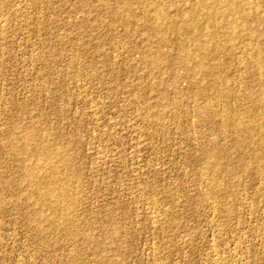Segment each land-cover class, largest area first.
<instances>
[{"label":"rangeland","instance_id":"rangeland-1","mask_svg":"<svg viewBox=\"0 0 264 264\" xmlns=\"http://www.w3.org/2000/svg\"><path fill=\"white\" fill-rule=\"evenodd\" d=\"M237 1L0 0V264H264V0Z\"/></svg>","mask_w":264,"mask_h":264},{"label":"bare ground","instance_id":"bare-ground-1","mask_svg":"<svg viewBox=\"0 0 264 264\" xmlns=\"http://www.w3.org/2000/svg\"><path fill=\"white\" fill-rule=\"evenodd\" d=\"M148 2H149V1H148ZM188 2H189V1H188ZM201 2H202V1H201ZM213 3L215 4V6H216V4L221 5V7L223 8L222 10H223L224 12H228V13H230L231 15H234V14L241 15V8H242L241 1H237V0H236V1H235V0H213ZM247 3H248V2H247ZM254 4H255V3H254ZM126 6H127V10H128V9H129V8H128L129 5H125L124 8H126ZM106 7H107V6H106ZM155 7H156V6H155ZM155 7H154L153 10L156 12L155 9H158V7H157V8H155ZM122 8H123V7H122ZM177 9H178V7H177ZM177 9H176V10H177ZM262 9H263V8H262ZM113 10H114V8H113ZM122 10H123V9H122ZM127 10H124V11L126 12V14H127V12H128ZM158 10H159V9H158ZM245 10H246V9H245ZM263 10H264V9H263ZM120 11H121V10H120ZM132 11H133V10H132ZM151 11H152V10H151ZM251 11H252V10H251ZM161 12H163V11H160V13H161ZM177 12H178V11H177ZM215 12H216V13L218 12V9H217L216 7L213 9V11H212L211 13L214 14ZM263 12H264V11H263ZM156 13H157V12H156ZM156 13H155V14H156ZM113 14H114V11H113ZM133 14L135 15V13H133ZM147 14H149V11H148ZM150 14H151V13H150ZM150 14H149V16H150ZM161 15H162V14H161ZM182 15H183V14H182ZM228 15H229V14H228ZM122 16H123V15H122ZM136 16H137V15H135V17H136ZM151 16H152V14H151ZM154 16H155V15H154ZM114 17H115V15H114ZM120 17H121V16H120ZM123 17L125 18V16H123ZM123 17H122V18H123ZM126 17H127V16H126ZM155 17H156V16H155ZM155 17H154V19H155ZM247 17H248V15H247ZM124 18H123L122 20H124ZM129 18H130V17H129ZM148 18H150V17H148ZM157 18H158V17H157ZM214 18H215V17H214ZM150 19H153V17L150 18ZM150 19H149V20H150ZM159 19H160V18H159ZM163 19H164V18H163ZM122 20H121V21H122ZM157 20H158V19H157ZM198 20H199V19H198ZM245 20H246L247 22H244V25H250V23H249V21H248V18L245 19ZM257 20L259 21V19H256V20H254V21L256 22ZM117 21H118V20H117ZM127 21H128V19H127ZM127 21H126V22H127ZM129 21H130V20H129ZM129 21H128V23H129ZM137 21H139V19H137ZM147 21H148V19H147ZM150 21H151V20H150ZM124 22H125V21H124ZM130 22H134V21L132 20V21H130ZM158 22L160 23L159 20H158ZM190 22H192V21H190ZM199 22H201V21H199ZM220 22H221V21H220ZM137 23H138V22H137ZM144 23H145V21H144ZM151 23L154 24V22H151ZM151 23L149 24V27H152V26H151ZM156 23H157V21H156ZM167 23H168V22H167ZM232 23H233V21H232ZM263 23H264V22H263ZM126 24H127V23H126ZM126 24H125V25H126ZM147 24H148V23H147ZM153 24H152V25H153ZM160 24H161V23H160ZM165 24H166V22H165ZM228 24H229V23H228ZM241 24H242V23H241ZM129 25H130V24H129ZM131 25L134 26L133 23H132ZM137 25H138V24H137ZM141 25H143V22H142ZM156 25H157V24H156ZM161 25H162V24H161ZM161 25H160V26H161ZM176 25H177V24H176ZM208 25H209V24H208ZM221 25H222V24H221ZM143 26H144V25H143ZM178 26H179V25H178ZM192 26H193V24H192ZM198 26H199V25H198ZM239 26H240V25H239ZM242 26H243V24H242ZM139 27H140V26H139ZM146 27H148V25H147ZM155 27H157V26L154 25L153 30L151 29L154 33H155V31H154V30H155V29H154ZM193 27H194V26H193ZM129 28H130V27H129ZM136 28H137V27H136ZM159 28H160V27H159ZM235 28H236V27H235ZM241 28H242V27H241ZM241 28H238V29L240 30ZM231 29H232V27H231ZM132 30H133V27H132ZM135 30H136V29H135ZM142 30H144V29H142ZM142 30H140V31H142ZM218 30H219V29H218ZM133 31H134V30H133ZM140 31H139V32H140ZM176 31H177V30H176ZM242 32H243V31H242ZM214 33H215V32H214ZM217 33H218V32H217ZM177 34H178V33H177ZM183 34H184V32H183ZM249 35H250V34H249ZM155 36H157V35L155 34ZM160 36H163V34H161ZM250 36H251V35H250ZM181 37H182V36H181ZM158 38H159V36H158ZM158 38H157V39H158ZM168 38H169V37H168ZM170 38H171V37H170ZM210 38H211V37H210ZM212 38H213V37H212ZM228 39H229V38H228ZM152 41H153V40H152ZM165 41H166V39H165ZM167 44H168V41H167ZM178 44H179V43H178ZM178 44H177V45H178ZM256 44H257V43H256ZM208 46H209V45H208ZM181 47H182V46H181ZM231 47H232V46H231ZM260 47H261V46H260ZM177 48H178V46H177ZM202 48H203V47H201V49H202ZM182 49H183V48H182ZM147 50H148V49H147ZM150 50H151V48H150ZM212 50H213V48H212ZM178 51H179V49H178ZM258 51H259V50H258ZM148 52H149V51H148ZM148 52H147V53H148ZM150 52H151V51H150ZM259 52H260V51H259ZM153 53H154V52H153ZM153 53H152V54H153ZM157 53H158V52H157ZM210 53H212V52L210 51ZM148 54H149V53H148ZM148 54H147V55H148ZM255 54H256V53H255ZM150 55H151V54H150ZM184 55H185V54H184ZM163 56H164V54H163ZM178 56H179V55H177V57H178ZM182 56H183V55H182ZM185 56H186V55H185ZM177 57L174 56V58H177ZM151 58H153V57H151ZM182 58H183V57H182ZM182 58H181V59H182ZM158 59H159V56H158ZM163 59H164V57H163ZM183 59H184V58H183ZM202 59H203V58H202ZM172 60H173V59H172ZM186 60H187V59H186ZM159 61H160V60H159ZM201 61H203V60H201ZM150 63H151V62H150ZM150 63H149V64H150ZM181 63H182V62H181ZM165 64H166V63H165ZM151 65H152V63H151ZM160 65H162V62L160 63ZM163 65H164V64H163ZM163 65H162V66H163ZM201 65H202V63H201ZM186 67H188V65H186ZM186 67H185V68H186ZM182 69H183V68H182ZM193 69H194V68H193ZM163 70H165V67H164ZM163 70H162V71H163ZM188 70H189V69L187 68V72H188ZM196 70H198V69H196ZM191 71H193V70H190L189 72H191ZM163 72H164V71H163ZM261 72H262V71H261ZM218 74H219V73H218ZM185 75H186V74H185ZM202 75H204V74H202ZM215 75H216V74H215ZM220 75H221V74H219V76H220ZM219 78H220V77H219ZM223 79H224V77H223ZM224 81H225V79H224ZM222 82H223V81H222ZM225 82H226V81H225ZM225 82H223V83L225 84ZM163 83H164V82H163ZM219 83H220V82H219ZM210 84H211V83H210ZM196 86H197V85H196ZM217 86H218V85H217ZM195 88H197V87H195ZM215 89H216V88H215ZM217 89H218V88H217ZM219 89H220V88H219ZM239 100H240V98H239ZM263 105H264V104H263ZM259 107H260V105H259ZM195 111H196V110H195ZM205 114H206V113H205ZM246 120H247V119H246ZM223 123H225V122H223ZM252 125H253V123H252ZM263 125H264V124H263ZM32 128H33V126H32ZM212 128H213V127H212ZM243 128H244V127H243ZM236 129H237V128H236ZM250 130H251V128H247V132H249ZM32 131L34 132V130H32ZM32 131H31V132H32ZM29 134H30V133H29ZM32 135H33V134H32ZM26 136H27V135H26ZM26 136H24L23 138L25 139ZM33 136H35V135H33ZM29 138H30V137H29ZM32 138H34V137H32ZM239 138H240V140H239L238 143L241 145V136H240ZM260 138H261V137H260ZM236 139H237V137H236ZM30 140H31V138H30ZM233 140H235V139H233ZM244 140H245V139H244ZM244 140H243V141H244ZM258 140H259V139H258ZM24 142H25V141H24ZM27 143H28V142H27ZM41 146H42V145H41ZM45 146H46V145H45ZM245 146H246V145H245ZM25 148H26V147H25ZM205 148H206V147H205ZM208 149H209V148H208ZM210 149H212V148H210ZM31 150H33V149H29L30 152H33V151H31ZM41 150H45V149L42 148V149H40L39 151H38V150H37V151H38V152H41ZM48 150H49V149H48ZM46 152H47V151H46ZM206 152H207V148H206ZM218 152H219V150L217 151V153H218ZM34 153H35V152H34ZM36 153H37V152H36ZM36 153H35V154H36ZM42 153H43V152H42ZM31 154H32V153H31ZM44 154H45V153H44ZM44 154H43V155H44ZM46 154H47V153H46ZM204 154H205V153H204ZM257 154H258V153H257ZM38 155H39V154H38ZM38 155L36 154V157H38ZM46 156H47V158L50 157V156H48V155H46ZM206 156H207V155H206ZM217 156H218V155H217ZM44 157H45V156H44ZM44 157H43V158H44ZM214 158H215V157H214ZM38 159H40V157H38ZM200 159H201V158H200ZM206 159H207V158H206ZM218 159H219V158H218ZM41 160H44V159L41 158ZM48 160H49V159H48ZM262 165H263V164H262ZM69 167H70V165H69ZM29 168H30V167H29ZM45 168H46V167H44V169H45ZM25 169H26V168H25ZM49 169H51V168H49ZM52 169H53V167H52ZM52 169H51V170H52ZM58 169H59V168H58ZM70 169H71V168H70ZM27 170H29V169H27ZM45 170H46V169H45ZM31 171H32V169H30V171H29V173H30V176H29V177H31V175H32V174H31ZM33 172H34V171H33ZM33 172H32V173H33ZM49 172H50V171H49ZM27 173H28V171H27ZM29 173H28L27 175H29ZM47 178H48V177H47ZM55 178H56V177H55ZM34 179H35V178H34ZM46 180H47V179H46ZM216 180H217V179H216ZM49 184H50V183H49ZM217 186H218V185H217ZM35 187H36V186H35ZM61 192H62V191H61ZM64 194H65V193H64ZM49 195H50V194H49ZM57 195H58V194H57ZM63 196H65V195H63ZM63 196H62V197H63ZM63 198H64V197H63ZM56 201H57V200H56ZM51 203H53V202H51ZM51 203H50V204H51ZM48 204H49V203H48ZM64 208H66V207H64Z\"/></svg>","mask_w":264,"mask_h":264}]
</instances>
